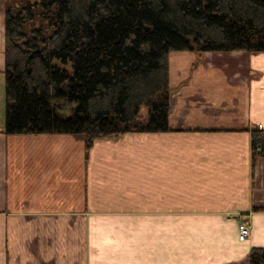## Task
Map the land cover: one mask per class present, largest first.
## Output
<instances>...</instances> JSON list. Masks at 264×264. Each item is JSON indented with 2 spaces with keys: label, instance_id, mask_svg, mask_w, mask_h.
Wrapping results in <instances>:
<instances>
[{
  "label": "crops",
  "instance_id": "0c3cea01",
  "mask_svg": "<svg viewBox=\"0 0 264 264\" xmlns=\"http://www.w3.org/2000/svg\"><path fill=\"white\" fill-rule=\"evenodd\" d=\"M5 47L0 0V264H248L264 247V51H171V129L87 155L79 134L5 133Z\"/></svg>",
  "mask_w": 264,
  "mask_h": 264
},
{
  "label": "trees",
  "instance_id": "16d2710c",
  "mask_svg": "<svg viewBox=\"0 0 264 264\" xmlns=\"http://www.w3.org/2000/svg\"><path fill=\"white\" fill-rule=\"evenodd\" d=\"M3 9L5 133L79 134L87 155L99 139L171 129V51H264V0H3ZM251 142L253 160L264 156L263 128ZM248 264H264V247Z\"/></svg>",
  "mask_w": 264,
  "mask_h": 264
},
{
  "label": "built area",
  "instance_id": "2783aa9c",
  "mask_svg": "<svg viewBox=\"0 0 264 264\" xmlns=\"http://www.w3.org/2000/svg\"><path fill=\"white\" fill-rule=\"evenodd\" d=\"M261 149H262V147L259 146L256 151H259ZM252 153H253V150H252ZM249 235H250L249 222L247 220H243L239 224V237H240L241 240H244L247 237H249Z\"/></svg>",
  "mask_w": 264,
  "mask_h": 264
},
{
  "label": "rangeland",
  "instance_id": "374dc122",
  "mask_svg": "<svg viewBox=\"0 0 264 264\" xmlns=\"http://www.w3.org/2000/svg\"><path fill=\"white\" fill-rule=\"evenodd\" d=\"M147 112H148L147 106L146 105H142V107H141V115L142 114L145 115V113H147Z\"/></svg>",
  "mask_w": 264,
  "mask_h": 264
}]
</instances>
